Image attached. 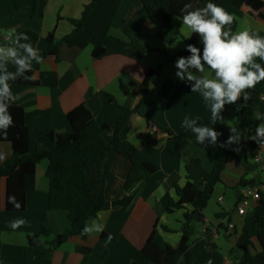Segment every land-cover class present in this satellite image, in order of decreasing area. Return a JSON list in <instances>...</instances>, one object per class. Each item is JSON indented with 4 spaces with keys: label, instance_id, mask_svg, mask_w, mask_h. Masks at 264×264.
Wrapping results in <instances>:
<instances>
[{
    "label": "crops",
    "instance_id": "obj_1",
    "mask_svg": "<svg viewBox=\"0 0 264 264\" xmlns=\"http://www.w3.org/2000/svg\"><path fill=\"white\" fill-rule=\"evenodd\" d=\"M16 1L22 9H16L15 0H0V44L15 39L5 35L14 29L16 33L28 35L29 40L22 43H31L39 50L47 47L49 32L54 31L55 41L70 33L73 29L70 19L80 18L85 6L91 2L39 0L32 12L34 0ZM217 4L238 18L230 26L233 31L248 30L264 36V0H245L240 7L227 0H219ZM178 18L181 17H172L170 24L156 25L149 19L140 0H123L104 41L106 47L118 52L96 58L91 44L84 48L63 44L57 57H46V67L39 65L33 73L36 84L15 88L17 79L10 81L14 97L10 102L24 109L30 151L45 147L40 140L42 134L65 131L71 121L86 110L93 114L99 125L109 126L103 136L110 141L119 115L118 105L131 109L139 106L121 127L119 137L135 145L138 159L149 161L158 169L147 181L130 189L133 201L129 209L111 208L90 218V221L95 220L98 214L103 217V233L90 235L86 243L72 237L54 248L49 257L30 261L24 258L28 238L54 239L70 228L68 212L49 209L47 160H42L33 174L14 173L2 177L0 264H129L151 238L157 218L158 230L172 244L180 241L184 214L192 211L193 206L186 205L173 213L158 216L157 203L166 193L177 198L174 183L186 184L185 164L191 158H200L207 170L212 168L220 143L227 140L229 127L237 119L235 105L238 102L226 104L221 113L223 120L213 124L210 102L199 92H192L190 83L176 77L175 62L181 56L191 55L179 52L186 48L191 37L188 36L192 35ZM126 29L143 46L150 47L139 61L124 53L131 51ZM173 44L176 46L171 47ZM196 47L202 54L203 44ZM257 62L260 63L258 58ZM151 69L158 70V75L149 82L143 94L140 84ZM123 84L134 85L131 88L134 92L124 93ZM261 95H264V85ZM260 106L264 109L262 99ZM185 118L196 119L198 126L221 132L217 144H200L196 135L183 126ZM243 151L246 154L244 161L228 158L221 181L214 186L203 210L202 222L192 238L197 240L208 234L215 244L214 249L223 255L225 264L238 262L241 253L237 241L244 229L253 241L252 252L261 250L249 215H239L235 209L242 191V187H238L242 177L254 178L257 184H264V166L255 160V149L245 145ZM11 154L12 144L0 142V164ZM261 156L264 160V149ZM130 169L131 163L115 149L108 152L103 164L108 200L119 199L126 193L124 184ZM12 197L19 202V208L10 202ZM16 220L25 223L13 229L11 224ZM229 223L233 226H228ZM161 225L170 231H164ZM83 243L91 246L90 253L82 254L76 250V246ZM177 264H186L184 256L178 258Z\"/></svg>",
    "mask_w": 264,
    "mask_h": 264
},
{
    "label": "trees",
    "instance_id": "obj_2",
    "mask_svg": "<svg viewBox=\"0 0 264 264\" xmlns=\"http://www.w3.org/2000/svg\"><path fill=\"white\" fill-rule=\"evenodd\" d=\"M39 0H34L31 11L37 8ZM123 0H91L83 10L82 16L78 19H70L73 29L63 36L59 41L54 39V31L47 35L48 45L44 50H39L45 59L48 56H58L59 48L65 44L70 47L84 48L93 45V56L101 58L118 51L104 45L105 37L116 17L117 11ZM219 0H212L218 3ZM232 5L240 7L245 0H227ZM149 19L156 25L170 24L174 16L182 17L181 9L186 3H191L192 9L203 8L208 0H140ZM16 9H22L15 0ZM130 37V53L124 52L133 59L139 61L144 53L150 49L143 46L129 31L125 30ZM200 37L193 33L187 44L195 46L201 44ZM185 48L179 54H189ZM178 54V55H179ZM172 58V57H171ZM174 58V57H173ZM260 63H264L261 62ZM40 64L33 63L32 72L27 75L33 77V73ZM10 71H15L9 65ZM158 75V70L151 69L146 74L140 84V89L145 94V89L149 82ZM34 79L25 80L18 78L14 82L15 88L34 85ZM264 81L257 84L256 88L249 90L250 99L238 101L239 109L237 119L233 126L240 131L242 140L239 144H232L219 148V154L213 166L207 170L198 157L191 158L185 164L187 182L184 186L174 183L175 199L169 193L164 194L157 203V214L173 213L175 210L192 205L193 209L184 214V230L180 241L172 244L157 228L156 219L151 238L139 249L136 257L129 264H177L180 256H184L186 264H225L223 255L214 249L208 234L195 240V230L203 219V210L208 204L216 183L221 181V173L225 168L229 157H234L239 161H244L246 154L243 151L245 145L257 148L256 142L250 137L259 124H264V120H257V111L264 113L260 106V96ZM134 85H122V90L126 94L134 92ZM116 124L112 130L113 136L110 141H106L103 132L110 129L107 124L99 125L93 114L86 110L78 118L71 121L68 128L62 132H50L42 134L41 143L43 149L30 151L29 149V127L25 123L24 109L10 102L8 111L13 118V125L8 128L7 135L0 134V142H10L12 144L11 156L0 164V181L4 176L14 173L33 174L38 164L42 160L48 161L46 178L48 180V198L50 210H65L71 222L69 229L58 234L50 241H41L34 237H29L24 247V258L30 261L35 258L49 257L54 248L72 237L79 238L82 242L89 239L90 235H81L85 224L90 222V218L97 213L111 208L123 207L129 209L133 195L129 193L133 185L147 181L158 166L138 159L137 148L129 141L121 140L119 131L128 121L132 113L139 110V106L134 109L120 106ZM161 129L169 131L161 126ZM231 133L229 132V135ZM228 135V137H229ZM228 139V138H227ZM239 148L237 152L234 149ZM111 149L127 159L131 163L130 172L125 180V194L115 200H108L105 196L106 180L103 174V164L108 152ZM248 170V167L246 168ZM258 181L254 178L242 177L238 182V187L246 185H256ZM252 224L256 230L257 241L261 250L253 253V241L249 232L244 229L238 237L237 247L240 251L238 262L232 264H264V191L260 192V197L248 213ZM164 231L170 229L161 225ZM0 232H1V210H0ZM195 240V241H194ZM79 244L76 250L82 254L91 252L89 244Z\"/></svg>",
    "mask_w": 264,
    "mask_h": 264
},
{
    "label": "clouds",
    "instance_id": "obj_3",
    "mask_svg": "<svg viewBox=\"0 0 264 264\" xmlns=\"http://www.w3.org/2000/svg\"><path fill=\"white\" fill-rule=\"evenodd\" d=\"M181 12L183 16L178 19L182 20L183 26L191 34L200 37L203 51L201 54L200 48L187 44L186 49L191 55L176 60L175 75L180 81L190 83L192 92H199L205 101L210 102L212 123L216 124L223 120L221 113L226 104H235L241 97L247 101L250 99L249 90L264 81V63L257 62V58L264 62V36L248 30L233 31L230 26L238 18L212 0H208L203 8L194 10L191 3H186ZM5 35L14 36L15 39L0 44V134L4 136L13 125V118L8 111L10 101L14 99L10 81L33 79L27 75L32 72L33 63L46 67L39 49L31 43H22L29 40L26 33H16L13 29ZM9 65L15 71H10ZM254 115L257 120H264V113L257 111ZM183 126L196 135L200 144L216 145L218 137L222 135L214 128L198 126L196 119L185 118ZM229 131L231 134L220 143L221 147L239 144L242 140L237 127H229ZM250 139L264 145V124L256 127ZM234 150L238 152L240 149ZM10 202L14 207H20L14 197ZM24 223V220H16L11 227L17 229ZM104 227L103 217L98 214L97 219L85 224L81 235L101 234Z\"/></svg>",
    "mask_w": 264,
    "mask_h": 264
},
{
    "label": "built area",
    "instance_id": "obj_4",
    "mask_svg": "<svg viewBox=\"0 0 264 264\" xmlns=\"http://www.w3.org/2000/svg\"><path fill=\"white\" fill-rule=\"evenodd\" d=\"M260 99L264 100V95H261ZM235 109H239L238 103L237 105H235ZM262 149H264V145L258 143L257 148L255 149V160L262 163L264 166V160L261 156ZM261 191H264V184L262 183L256 185H246L242 187L240 197L235 205L237 214L248 215L249 211L253 208V206L259 199ZM228 226L232 227L233 224L229 223Z\"/></svg>",
    "mask_w": 264,
    "mask_h": 264
}]
</instances>
